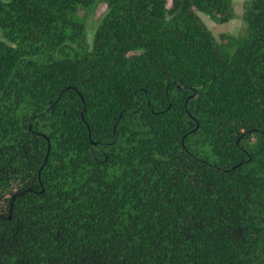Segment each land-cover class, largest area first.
I'll return each mask as SVG.
<instances>
[{
  "label": "trees",
  "instance_id": "trees-1",
  "mask_svg": "<svg viewBox=\"0 0 264 264\" xmlns=\"http://www.w3.org/2000/svg\"><path fill=\"white\" fill-rule=\"evenodd\" d=\"M199 13L0 0V264H264V0Z\"/></svg>",
  "mask_w": 264,
  "mask_h": 264
},
{
  "label": "rangeland",
  "instance_id": "rangeland-1",
  "mask_svg": "<svg viewBox=\"0 0 264 264\" xmlns=\"http://www.w3.org/2000/svg\"><path fill=\"white\" fill-rule=\"evenodd\" d=\"M245 1L232 0L233 18L228 22L218 23L211 20L206 14L199 13V15L215 37H218L220 33L243 34L245 31V23L242 19V12ZM106 10V4L103 1H98L94 6L89 8L81 7L78 10V15L85 24L86 39L89 45L91 44L97 22Z\"/></svg>",
  "mask_w": 264,
  "mask_h": 264
},
{
  "label": "water",
  "instance_id": "water-1",
  "mask_svg": "<svg viewBox=\"0 0 264 264\" xmlns=\"http://www.w3.org/2000/svg\"><path fill=\"white\" fill-rule=\"evenodd\" d=\"M48 150H49V145H48ZM47 154H48V151H47V153H46V157H47ZM46 157H45V159H44V162H45V160H46Z\"/></svg>",
  "mask_w": 264,
  "mask_h": 264
}]
</instances>
